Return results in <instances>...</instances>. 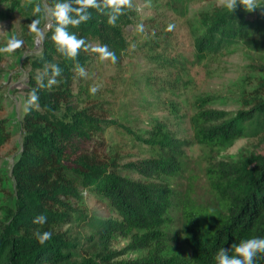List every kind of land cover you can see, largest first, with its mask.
<instances>
[{
	"label": "trees",
	"instance_id": "trees-1",
	"mask_svg": "<svg viewBox=\"0 0 264 264\" xmlns=\"http://www.w3.org/2000/svg\"><path fill=\"white\" fill-rule=\"evenodd\" d=\"M55 2L50 0V7ZM260 6L252 12L238 6L233 13L220 7L205 14L204 31L196 40L197 56L218 55L238 44L264 53V0ZM89 11L92 15L88 21L68 25V30L91 45L95 41L109 48L122 45V25L129 19L128 10L115 25L108 24L105 13ZM53 32L54 27L45 33L42 56L33 67L44 73L47 69L49 78L56 64L61 74L51 87H39L34 82L31 87L39 92V106L24 117L21 153L12 169L16 207L0 223V264H216L214 257L221 247L231 248L241 239L264 236V89L247 110L230 113L202 109L195 115L197 143L214 149L238 139L257 138L260 150L236 162L211 164L210 187L226 214L184 209L183 233L191 255L166 257V227L174 221L171 212L176 201L167 180L182 172L179 156L185 142L156 127L150 138L137 139L158 146L164 155L124 166L108 162L91 150L89 143L104 128L118 124L99 117L95 108L79 110L72 106V85L79 73L76 66L86 69L95 53L80 49L76 57H67L57 50ZM122 170L141 179L131 180ZM84 192L107 200L116 216L95 220L85 215L80 207ZM39 214L47 216L43 225L33 223ZM74 225L88 228L90 236L74 235ZM36 230L51 231V240L39 244ZM117 236L130 238L128 250L145 249L147 255L116 260L121 254L113 253L110 246ZM86 248H96L102 254L98 259L77 254ZM256 264H264V253L258 254Z\"/></svg>",
	"mask_w": 264,
	"mask_h": 264
},
{
	"label": "rangeland",
	"instance_id": "rangeland-1",
	"mask_svg": "<svg viewBox=\"0 0 264 264\" xmlns=\"http://www.w3.org/2000/svg\"><path fill=\"white\" fill-rule=\"evenodd\" d=\"M129 19L122 25L123 44L109 48L117 55L116 63L100 60L98 54L73 81L72 106L79 110L95 108L99 117L118 125L104 128L89 148L108 162L124 166L130 162L164 155L158 147L146 145L137 136L150 138L156 127L185 142L179 156L182 172L168 178L176 193L174 219L166 227L168 241L163 256L189 257L191 249L183 233L184 209L201 214L225 215L220 198L212 191L208 169L216 161L236 162L259 152L257 138L238 139L226 146L210 148L195 140L194 117L202 109L230 113L247 110L264 83V53L243 44L226 48L218 55L199 58L196 40L203 33V16L222 7L220 0H132ZM42 10L50 0H0V49L12 39L22 41L20 47L0 54V223L15 210L16 193L12 169L18 160L24 137V105L36 76L44 84L48 77L35 69L33 62L42 56L45 33L54 18ZM38 19L40 37L29 28ZM143 25V31L139 25ZM174 27L169 30L168 25ZM92 45H101L92 42ZM134 45V46H133ZM90 86H97L95 94ZM35 108V107H33ZM131 180L141 177L122 170ZM84 214L95 220H108L116 215L107 200L83 193L80 204ZM71 232L88 237L91 231L72 226ZM130 238L117 236L110 246L121 254L116 260H136L147 255L145 249L128 250ZM96 248L80 249L77 254L98 259ZM78 257V255H77Z\"/></svg>",
	"mask_w": 264,
	"mask_h": 264
},
{
	"label": "clouds",
	"instance_id": "clouds-1",
	"mask_svg": "<svg viewBox=\"0 0 264 264\" xmlns=\"http://www.w3.org/2000/svg\"><path fill=\"white\" fill-rule=\"evenodd\" d=\"M220 5L229 13H233L238 6H242L246 11L252 12L260 8V0H220ZM133 7L132 0H56L53 7H45L43 10L39 4L34 8V13H41L45 17L54 18L55 24L49 23V27H54L52 40L57 46V50L63 55L74 58L78 55V50H90L98 54L100 60H111L116 63L117 55L110 50L107 44L91 45L86 43L84 37H78L74 32L68 30V25L77 26L82 22H86L91 18L92 13L89 9H96L107 15V22L115 25L121 15L128 9ZM40 23L38 19H34L29 28L42 37V30L37 26ZM139 30L143 31V25H139ZM174 25L169 24L168 29L171 30ZM22 41L12 39L8 45L0 49V51L11 52L20 47ZM134 46V45H133ZM80 76H86L82 66L77 65ZM47 69H45V73ZM61 74V68L53 64L52 75L48 78L47 84H44L40 75L36 76L37 85L39 87H51L57 83L56 77ZM98 91L97 86H90L89 92L95 94ZM39 106V92L33 88L27 97L24 105V111L28 112L33 107ZM47 221V216L39 214L34 217L33 223L43 225ZM35 238L41 245L51 240L53 233L51 231L36 230ZM264 253V236H253L241 239L238 243H234L231 248L221 247L216 253L214 259L216 264H256L258 254Z\"/></svg>",
	"mask_w": 264,
	"mask_h": 264
}]
</instances>
